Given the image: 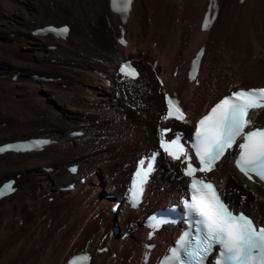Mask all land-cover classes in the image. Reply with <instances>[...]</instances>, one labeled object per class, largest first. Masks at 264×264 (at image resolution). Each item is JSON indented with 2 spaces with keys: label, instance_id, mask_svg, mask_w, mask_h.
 Returning a JSON list of instances; mask_svg holds the SVG:
<instances>
[{
  "label": "bare ground",
  "instance_id": "6f19581e",
  "mask_svg": "<svg viewBox=\"0 0 264 264\" xmlns=\"http://www.w3.org/2000/svg\"><path fill=\"white\" fill-rule=\"evenodd\" d=\"M140 1L121 20L110 11L109 0H0V66L5 67L0 70V143L43 134L51 139L40 152L0 155V182L19 170L17 190L0 201V264H64L82 251L93 254L91 264H144L146 250L135 244L137 234L129 228L148 212L175 203L185 192L186 180L172 179L158 197H151L145 212L130 210L123 203L116 214L76 227L79 216L96 208L93 201L100 207L108 203L101 198L103 192L117 198L123 195L127 176L140 157L157 147L162 127H191L229 89L264 86V0H217L218 16L207 31L201 30V19L209 0ZM143 11L151 17L150 23L143 20ZM64 22L71 26L65 41L32 34L44 24ZM121 32L128 42L125 47L117 43ZM52 44L56 49L50 51L47 46ZM201 46L206 49L200 85L195 86L186 76ZM158 58L160 63L154 65ZM125 59L139 68L137 80H118L116 68ZM11 76H17L13 86ZM43 76L53 77V83L42 82ZM35 87L45 90L54 105H46ZM166 92L181 99L186 112L183 122L165 118ZM252 120L263 125L264 110ZM74 127L81 128L83 136L68 137ZM103 135L110 137L93 142ZM233 156L227 152L209 178L233 206L241 200L239 209H246L262 225L264 185L245 180L233 167ZM78 158L79 171L73 176L63 165ZM161 162L180 174L178 163L165 158ZM49 164L54 167L50 175L37 173ZM88 169L97 170L96 177ZM158 175L149 182L148 192L155 188ZM82 176L87 180L85 186L74 187L78 195L62 190ZM89 181L105 186L93 189ZM45 196L55 199L48 203ZM108 221L112 226L117 223L123 233L130 232L125 241L115 240L112 228H106ZM175 229L179 228L167 225L155 233L151 242L156 247L148 264L157 261L161 250L166 252L168 241L173 242L180 231ZM104 234L107 239L100 245ZM141 242H147V235ZM102 246L117 252V259L110 253L97 254Z\"/></svg>",
  "mask_w": 264,
  "mask_h": 264
},
{
  "label": "snow or ice",
  "instance_id": "6c2138e0",
  "mask_svg": "<svg viewBox=\"0 0 264 264\" xmlns=\"http://www.w3.org/2000/svg\"><path fill=\"white\" fill-rule=\"evenodd\" d=\"M125 5L121 14H126L132 0H121ZM116 3V0H112ZM203 27H209L206 19ZM56 31V30H53ZM67 28L59 30V34H66ZM121 44L126 41L121 39ZM203 55V50L197 54L193 61V71H196L197 62ZM130 65H122L119 69L122 75H129L125 71ZM132 77L138 75L133 69ZM195 78V77H193ZM168 110L165 118L174 116L181 120L185 113L179 107V102L167 100ZM264 110V88L240 90L232 93L231 97H225L214 108L209 115L204 116L198 122L197 139L195 144L196 155L201 167L194 168L189 157L188 169L185 175L193 177L199 171L206 173L212 170L215 161L224 154L227 148L236 144V138L242 136L244 139L237 145L241 153L236 160L237 168L252 180L255 174L264 181V128L253 126L252 117L258 111ZM249 128L248 132L245 129ZM171 131L164 129L163 132ZM182 134L172 140H165L161 135L160 147L166 155L173 159H180L184 154V146L179 143ZM145 171L141 173V183ZM197 188L200 193L195 199L196 204L185 202L189 213H196L203 219L197 232L202 233L192 242L191 233H186L183 242L178 249H174L171 259L167 264H206L208 255L212 253L217 245L221 251L216 264H264V228H257L247 217L234 215L226 204L223 203L219 193L210 183L195 180L190 188ZM206 222V223H205ZM73 264H83L82 260L74 261Z\"/></svg>",
  "mask_w": 264,
  "mask_h": 264
},
{
  "label": "rangeland",
  "instance_id": "374dc122",
  "mask_svg": "<svg viewBox=\"0 0 264 264\" xmlns=\"http://www.w3.org/2000/svg\"><path fill=\"white\" fill-rule=\"evenodd\" d=\"M147 2L148 3H151V2H153V0H147ZM137 3V0H134V5L136 6V5H140L141 4V1L140 0H138V3ZM142 16H143V20L144 21H146V22H148L149 21V23L151 22L150 21V19H151V17L149 16V14L147 13V12H145V11H143L142 12ZM176 22L178 23V22H180L179 21V19L178 18H176ZM175 22V24H177ZM64 23H66V22H64ZM57 24V23H56ZM59 24H61V23H59ZM59 24H57V25H59ZM67 24H69L68 22H67ZM180 23H178L177 25H179ZM181 25V24H180ZM145 45V44H144ZM153 46L154 47H156V43H154L153 44ZM144 47V46H143ZM141 52H142V54L144 55L145 54V52L143 51V50H141ZM141 52H140V54H141ZM253 58H256V56H254L253 55ZM135 62V61H134ZM154 64H159L160 63V59L158 58V59H155L154 61ZM3 69H5V67L4 66H0V70H3ZM177 71L175 70V71H173V77H175V73H176ZM57 73H59V72H57ZM13 77L14 76H11V80L13 79ZM48 77V76H47ZM52 78V77H51ZM104 80H106L107 78H106V76L104 75L103 77H102ZM54 79V78H53ZM15 81V79H13L12 81H11V83H10V85L11 86H13L12 84V82H14ZM40 82V81H39ZM42 82H46V83H53V80L52 81H42ZM260 84V83H259ZM195 85V84H194ZM196 86V85H195ZM234 88H236V87H234ZM34 91H35V93L36 94H38L41 98H43V100H44V103L46 104V105H54V103H55V101L52 99V98H49V96H48V94L46 93V91L45 90H43V89H41V88H38V87H35V89H34ZM53 102V103H52ZM59 110H60V112L61 113H66L67 112V110L65 109H62V108H59ZM4 121V120H3ZM193 125V124H192ZM191 125V126H192ZM77 129H81V128H73V130H77ZM72 130V131H73ZM46 132H49V131H46ZM44 135H46V134H44ZM104 136V135H103ZM105 136H109L110 137V135H105ZM23 138H26V137H23ZM102 141V140H104V139H102L100 136L98 137V138H96L95 140H93V142L94 141ZM144 154V153H143ZM138 158V156H136L135 157V159H137ZM79 159L80 158H78V160L76 159V160H72V162H67L68 164H65V165H63V169L67 172V169H66V167H67V165H69V164H71V163H79V165H80V162H79ZM134 159V161L136 162V160ZM135 162H134V164H135ZM50 166L49 167H51V168H53L54 169V167H53V165H51V164H49ZM164 165V164H163ZM165 166V165H164ZM90 169H88V171H89ZM133 170V169H132ZM16 171H19V170H15L14 172H13V174H12V176L11 177H15L16 176ZM90 172V175L92 176V177H96V175H97V170H90L89 171ZM38 174H40V175H50L52 172H50V173H46V172H43L42 171V168H41V170H39L38 172H37ZM80 175H82V173H80L79 174V176ZM117 175H118V173H117ZM167 175H168V177H170V180H166V177H167ZM158 176H160V178H157V177H155V188H154V185L153 186H151L150 187V189H149V192H148V196L151 198V197H153L154 199L156 198V197H158L159 195H160V193H162L164 190H165V188L166 187H168V186H170L171 185V183H172V179H176V177L175 176H171V175H169V174H167V171L165 170L164 171V173L163 174H161L160 173V175H158ZM82 177H85V182H86V180H87V177L86 176H82ZM81 177V178H82ZM115 177V176H114ZM129 178H130V174L127 176V179L125 180V182H126V185H127V183H128V180H129ZM81 179H78V180H73V181H71V183H74V182H76V181H80ZM177 180V179H176ZM85 182H83V183H76L75 184V186L77 185V186H85V185H83ZM157 183V184H156ZM78 184H81V185H78ZM89 185L92 187L93 186V189H97V188H99V187H102V189L104 188V186H105V184L104 183H102V184H100V183H96V184H94L92 181L90 182L89 181ZM125 185V186H126ZM19 187V186H18ZM185 187H186V183H185V185H183V188L185 189ZM43 188H44V186H42V184H41V186H40V190L42 191L43 190ZM67 192H71V193H69L68 195L69 196H74V195H78L79 193H78V191L76 192V193H74L75 191H74V189L73 190H71V191H67ZM80 192V191H79ZM54 193V192H53ZM113 196L112 198H108L109 196ZM78 198V197H77ZM101 198H103L104 200H106V201H108V203H106V204H103V206L102 207H100L99 205H98V201L96 202V201H93V203H94V206L96 207L95 209H93V210H87V211H85L83 214H81L79 217V219H78V221H77V225H76V227H78V226H80V225H86L87 223H91V222H96L97 221V219H99V218H105L106 217V215L105 214H111V208L113 207V205L115 204V202L117 201V196L116 195H114V194H111V193H107V192H103V193H101ZM54 199H55V196H45L44 197V201L45 202H48V203H52L53 201H54ZM150 206H149V208L151 207V204H152V198L150 199ZM240 201L241 200H239V202L237 203V202H235L236 204H238V206H239V208H241L242 206H241V204H240ZM238 206H236L237 208H238ZM246 212H247V210L246 209H244ZM95 213V214H94ZM45 214V213H44ZM43 214V215H44ZM40 221H43V219H42V216L40 217ZM20 225L22 224V223H19ZM120 224V223H119ZM122 225V224H121ZM134 225V224H133ZM75 226V225H74ZM136 226V228L137 229H135V233L137 234V236H135V244H137V246L140 248V247H142L143 246V243L141 242V241H143V237L145 236V235H147V231L146 230H144V228L143 227H141V225H140V222H139V224H136L135 225ZM98 230H101L102 229V226H101V224L100 223H98ZM113 227L112 225H111V223H110V221H108V223H107V225H106V228L109 230V229H111V228ZM127 227H131V225H129V226H127ZM126 227V228H127ZM105 228V229H106ZM175 228V227H174ZM76 229V228H75ZM74 229V230H75ZM176 231L175 232H177V231H179V229H175ZM122 231V232H121ZM126 233H128V232H124L123 233V229H121L120 228V230H119V232H118V234L115 236V240H120V241H125L126 239H127V237L126 238H122V235L123 234H126ZM101 234V233H100ZM99 235V234H98ZM107 234H104L103 236H102V238H101V240H102V242L100 243V245H102V243H105V240L107 239ZM156 242V241H155ZM168 243H172V241L170 240V242L168 241ZM144 247V246H143ZM110 251H111V249L108 251V252H106V254H108V253H110ZM161 252L162 253H165V249L164 250H161ZM114 255H116V256H114ZM112 259H117L116 257H117V252H114V253H110V255H109ZM155 260V259H154Z\"/></svg>",
  "mask_w": 264,
  "mask_h": 264
}]
</instances>
